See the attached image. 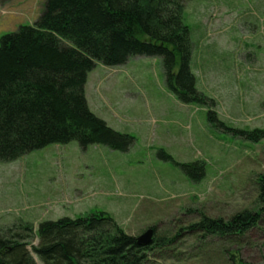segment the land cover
<instances>
[{"label": "rangeland", "instance_id": "374dc122", "mask_svg": "<svg viewBox=\"0 0 264 264\" xmlns=\"http://www.w3.org/2000/svg\"><path fill=\"white\" fill-rule=\"evenodd\" d=\"M44 2L0 0V38L34 24ZM184 22L207 104L182 101L160 58L97 62L85 86L89 108L132 143L127 150L53 143L0 163V230L23 221L37 233L43 221L98 211L135 237L154 228L156 244L143 264H264V219L241 236L191 228L203 214L228 221L260 208L264 138L230 130H264V0H191ZM210 111L224 127L209 121ZM191 163L190 171L181 166Z\"/></svg>", "mask_w": 264, "mask_h": 264}, {"label": "trees", "instance_id": "16d2710c", "mask_svg": "<svg viewBox=\"0 0 264 264\" xmlns=\"http://www.w3.org/2000/svg\"><path fill=\"white\" fill-rule=\"evenodd\" d=\"M189 1L45 0L34 24L4 34L0 163L75 140L84 149L92 144L128 149L133 137L115 131L89 108L85 86L97 62L119 66L135 56L160 58L166 84L182 101L207 104L190 67L193 43L184 22ZM209 121L224 127L211 111ZM230 131L255 142L264 138L262 129ZM196 165L181 166L190 171ZM257 181L258 210L237 212L228 221L203 214L191 228L220 238L256 228L264 219V174ZM35 238L39 243L32 252L43 264H143L156 244L153 238L139 245L112 216L97 211L43 221L37 233L23 221L1 229L0 264H37L29 248Z\"/></svg>", "mask_w": 264, "mask_h": 264}, {"label": "water", "instance_id": "95a60500", "mask_svg": "<svg viewBox=\"0 0 264 264\" xmlns=\"http://www.w3.org/2000/svg\"><path fill=\"white\" fill-rule=\"evenodd\" d=\"M154 230L150 228L144 234L137 238V242L141 246H147L152 243Z\"/></svg>", "mask_w": 264, "mask_h": 264}]
</instances>
